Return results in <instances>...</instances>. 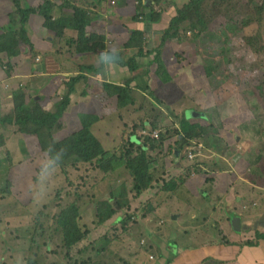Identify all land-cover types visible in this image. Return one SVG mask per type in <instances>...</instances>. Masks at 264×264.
Returning a JSON list of instances; mask_svg holds the SVG:
<instances>
[{
    "label": "rangeland",
    "instance_id": "rangeland-1",
    "mask_svg": "<svg viewBox=\"0 0 264 264\" xmlns=\"http://www.w3.org/2000/svg\"><path fill=\"white\" fill-rule=\"evenodd\" d=\"M29 2L0 0V264H173L154 241L146 243L141 227L150 237L168 227L171 236L200 231L205 239L180 244L198 247L192 252L238 244L243 254L208 264H254L243 252L257 249L263 234L242 244L220 238L237 234L234 216L254 222L264 210H254L264 204V185L257 187V164L264 183V0H109L102 36L82 34L89 21L75 23L78 14L72 21L59 15L77 34L66 41L62 27L49 31L44 58L29 41L26 20L35 12L43 18L37 26H48L49 10L58 6ZM99 16L94 11V24ZM147 21L149 34L140 27ZM117 32H125L119 41ZM113 52L114 68L106 69L98 57ZM8 53L30 61L19 66ZM199 63L210 74L208 88L194 77ZM138 67L147 91L134 81ZM201 88L208 107L188 116L187 108H198L188 93ZM91 142L98 149L86 153ZM163 176L158 193L153 187ZM170 189L181 202L197 201L187 223L178 211L156 213L157 199L174 203L161 194ZM64 211L80 236L71 247L57 223Z\"/></svg>",
    "mask_w": 264,
    "mask_h": 264
},
{
    "label": "crops",
    "instance_id": "crops-1",
    "mask_svg": "<svg viewBox=\"0 0 264 264\" xmlns=\"http://www.w3.org/2000/svg\"><path fill=\"white\" fill-rule=\"evenodd\" d=\"M35 1L36 0H30L28 5L32 6L35 3ZM107 1H109V0H53L52 3L57 4L58 8H57V10H54L53 12L50 11L49 15H50L51 19L52 18L60 19L59 15L63 19L64 16L66 17L67 14H71L70 20L72 21V17H74L76 14H78V15H80V17H75L73 19L75 23H77V21H79L81 18L87 19L89 21L84 26L83 34H94V35L102 36L104 27L101 28V25L99 23V19L103 20V16H105L104 9H105V5L107 6ZM116 1H118V2L119 1H121V2L126 1V4L134 2V0H116ZM145 1H147V0H145ZM113 4H114V2H112L111 5H113ZM135 5H136V1L134 2V7H135ZM94 11H96L98 14H100V16L97 18L95 24H94ZM145 11L147 12L148 10L145 9ZM133 13L134 12L132 10L131 18L133 16ZM36 16H37L36 14H31L28 17V19L26 20V23H27L26 34H28L29 41L35 48L34 50L36 52H38L40 55H42V57L44 58V54L46 52H49L47 47L50 46V44L52 42V37L47 36V35H49V31L43 24L41 25V27L44 30H42L41 27L37 26L39 24L38 21L40 19H43V18L42 17L38 18ZM107 18H113L115 20L118 17L109 16ZM145 23L140 27L144 28V30L149 34L152 22L150 23L149 26H146ZM156 25H159V26L154 27V29H158L157 31L163 30V28L161 27L162 21L160 24L157 23ZM31 29H33L34 34L39 33V35L38 36H35V35L31 36V34H30L31 31L29 32V30H31ZM77 29L78 28L73 23H72V25H68V24L64 23V28H63L64 35L63 36H64V38H66V41L68 39H70L69 36L77 34V31H78ZM42 34H43L44 39H46V41L42 40V38H43L41 36ZM117 34H120L119 36H117V40L119 41L120 38L124 36L125 32L124 33L123 32H117ZM108 42H110V41H108ZM2 52H6V50H4ZM2 52H0L1 53L0 56H5V54ZM16 55H17V53H16ZM15 56H11V57L15 58ZM22 58H23V56H18L17 58L14 59V62H16L19 66H25L26 67L30 61V57H29V61H27V62H20V59H22ZM36 59H37V62L41 61V59L39 57H36ZM48 62H49V60H48ZM41 66L42 65H40V63H38L36 65V67L38 69H40ZM46 66H48V64H46ZM109 66L111 68H114V64L109 65ZM105 68L107 69L108 66L105 65ZM138 69L140 71L138 72V76L136 79H134V81H136V84L139 87H141L140 84L144 82V79L146 78L147 75L146 76L143 75L141 67H138ZM166 73H167V70H166ZM194 77L202 87L206 86L208 88V84L205 81L204 76H203V71L200 69L199 66L197 67V69L194 73ZM208 94H209L208 91H206L205 93L202 92V88L197 92L194 90L189 91L188 99L190 100V103L192 104V97H195V99H196L195 105L198 106V108H195L194 105H191L189 108H187V109H189L188 112L191 113L190 115L188 114V116H193L196 113L195 109H197V110L207 109V107H208L207 103L210 101L208 99H206L205 100L206 103L202 104V98L204 95H208ZM216 103H217V101L214 102V104H216ZM200 104H202V105H200ZM185 112H186V109H184L183 114H185ZM198 112L201 113L200 111H198ZM202 114H203V117H205L206 113H202ZM203 121H206V119L204 118ZM134 141L135 140H132V142H134ZM259 146H260V143H259ZM177 152H178V150H177ZM178 154L181 155L180 152H178ZM258 154L259 155L261 154L260 150L258 151ZM174 161H176V156H175ZM161 168L164 169V166H162ZM261 171H262V165L257 164V187L260 186V183H262L264 185V183L262 182V178H261L262 177ZM154 172H153V175H154ZM168 172L170 173L171 176L174 174V172H171L170 169L168 170ZM169 179H171L170 176H169ZM23 180L25 182H28L27 178H23ZM163 180H167V179H165L163 176ZM163 180H159L160 183H157L153 187L154 189H156V191L158 193H159L161 186H162L161 181H163ZM215 182H216L215 183V188H216V186L219 185V182L217 180H215ZM226 186H227V184L225 186H223V187H225L222 189L223 191L226 189ZM184 187H186L185 189L187 191L189 190L188 181H186L184 183ZM242 187H243V185H242ZM164 191L166 193L165 192L161 193L162 196L166 195L167 198L169 196H171V199L173 200L174 203H172V204L160 203L159 200L157 199V201H156V213L157 214L162 213V212L166 211L167 209L170 210V214H172L171 212H177L178 211V212H180V215L178 214L179 220L182 221L185 219L184 221L187 223L186 216L187 215L189 217L192 216V213L189 212L188 210L191 209L193 206H195L197 201L195 200L192 203L189 198H185L184 201L181 202V199L179 198V196L176 197L177 193L179 194L178 190L175 191L174 193L170 190L169 191L164 190ZM182 193L187 194V193H185L184 190L182 191ZM183 194H181V196H183ZM242 194H245V190H242ZM224 196H226V195H224ZM253 198H254L253 195L249 196L250 200H252ZM260 198H261L260 191H258V189H257V200L260 201ZM243 199H244V197L242 196V203H240V204L237 203V205H236L238 208H240V212H237V213H241L242 209L244 208V200ZM233 200H234L233 195L231 196V200H227V198H225L226 202L232 203ZM262 201H264V198H262ZM257 209H264V204L261 203L254 210L257 211ZM159 210H161V211H159ZM192 210H193V208H192ZM178 215H176V216H178ZM243 216H244V214H240V215L234 216V218H233V220L237 219V217L240 218V220H241L240 232L235 231L232 227L233 231L237 234H235V235L229 234L228 237L222 236L224 238H220V239H226V240L229 239L232 242H239V244H242L244 242V240L256 239V234H258L259 232H260V234L264 235V210L262 211V214L257 213V216L253 217V218H256L254 222H251L246 218L245 219L242 218ZM231 222H232V220H231ZM189 223H191V222H189ZM229 223H230V221L228 220V224ZM145 225L147 226L149 224L146 223V221H145ZM167 226H169V225H167ZM224 226L228 227V225H224ZM141 228H142V230H140V231L142 232L143 239H145L146 243L151 244V241H154V243H155L154 248L158 249V250L162 249L163 255L165 257L173 258L174 259L173 264H200L202 262H204L205 264H208V262L211 261V258H216V257L221 259V260H223V259H236V261H237L238 255L239 254H240V256L243 255L242 253H240L241 249H240V246L238 244H233L232 246H229V247L220 246L219 249L217 246H214L211 250L210 249H203L201 247L198 251H195V252H192V251L198 247H190V245L182 246L180 244L181 241H185V240H189V239H205L204 235H201L200 231L199 232L195 231L193 233H191V232L186 233L184 231H180V232L177 231L176 232L177 235L171 236L172 228L168 227L169 229L163 228L162 230L155 232L154 235L150 237L149 235L146 234V231H144V227H141ZM226 234H228V233H226ZM176 242H177V244H176ZM163 243H164V246H161ZM250 250H252L253 253H250ZM248 251H249V253H247V254L250 255L251 260L254 262V264L262 263L264 261V236L257 238V249L246 248L243 253L246 254V252H248ZM233 253L237 254V258L234 256ZM66 254H69V253H66ZM225 264H238V263H231V262L227 261V262H225ZM249 264H253V263L250 261Z\"/></svg>",
    "mask_w": 264,
    "mask_h": 264
},
{
    "label": "trees",
    "instance_id": "trees-1",
    "mask_svg": "<svg viewBox=\"0 0 264 264\" xmlns=\"http://www.w3.org/2000/svg\"><path fill=\"white\" fill-rule=\"evenodd\" d=\"M49 12H50V10H49ZM146 13H147V17H148V20H149L150 13L148 11ZM31 14H35V12H31ZM46 23H47L48 26H45V27L49 31H53L55 34L56 33L59 34V30L61 29V27H62V29L64 28V22L61 23V19H51V17L49 16L46 19ZM150 23H151L150 21H147L145 24H146V26H149ZM4 50H5L4 48H0V52H2ZM15 55H16V53H14V54H9L8 53V56H15ZM204 69H205V67H204ZM140 88L143 91H147V89H145L143 86H141ZM54 116H56V115H53L52 117H54ZM33 122L36 123L35 121H33ZM80 136H81V134H80ZM149 140H152V139L149 138ZM137 142H139V141L137 140ZM94 147L96 149H98V144L96 142H93V143L91 142V144L89 145V147L86 149V153H89V148H93L94 149ZM128 148L135 149L132 145H130V146L127 145V149ZM99 154H101V151H99L98 153H96V155H99ZM85 159H87V157ZM84 161H87V160H84ZM152 169L153 168H149V173H148V174H150L151 177H153V172L155 171L154 170L152 172ZM163 181H165V180H163ZM170 186H171V183H170ZM172 188H174V187H172ZM170 191H172V190L170 189ZM116 202L120 206L121 203H118V200H116ZM108 203L109 202L106 201V204L108 206H110ZM57 223H58V225L60 227H62V228L65 229V232H64V244H65L64 246L65 247H71L72 245H74L76 242H78L80 240L79 239L80 236L78 235V231H77V225L75 224L74 221L70 220V218H69V216L67 215L66 212L65 213H62V217L59 218V220H58Z\"/></svg>",
    "mask_w": 264,
    "mask_h": 264
},
{
    "label": "clouds",
    "instance_id": "clouds-1",
    "mask_svg": "<svg viewBox=\"0 0 264 264\" xmlns=\"http://www.w3.org/2000/svg\"><path fill=\"white\" fill-rule=\"evenodd\" d=\"M51 2L53 1V0H50ZM52 19H54V18H52ZM244 27H246V26H244ZM49 31V30H48ZM116 54L113 52L112 54H106V55H101L100 57H98V60L102 63V64H104V65H112V64H114L115 63V60H116ZM199 67H200V69L203 71V76H204V79H205V81L207 82V84H209V78H210V74H209V72H208V70H207V67H205V69H204V65H202V63H199V65H198ZM156 134V133H155ZM157 135V134H156ZM157 137H158V135H157ZM60 154H63V150H62V152L61 153H59L58 155H60ZM47 167H48V165H45L44 166V169H45V171L47 170Z\"/></svg>",
    "mask_w": 264,
    "mask_h": 264
},
{
    "label": "water",
    "instance_id": "water-1",
    "mask_svg": "<svg viewBox=\"0 0 264 264\" xmlns=\"http://www.w3.org/2000/svg\"><path fill=\"white\" fill-rule=\"evenodd\" d=\"M190 115V114H189ZM233 228L235 231L240 232L241 229V220L237 217V219L232 220Z\"/></svg>",
    "mask_w": 264,
    "mask_h": 264
},
{
    "label": "built area",
    "instance_id": "built-area-1",
    "mask_svg": "<svg viewBox=\"0 0 264 264\" xmlns=\"http://www.w3.org/2000/svg\"><path fill=\"white\" fill-rule=\"evenodd\" d=\"M155 137H157V135L155 134Z\"/></svg>",
    "mask_w": 264,
    "mask_h": 264
}]
</instances>
